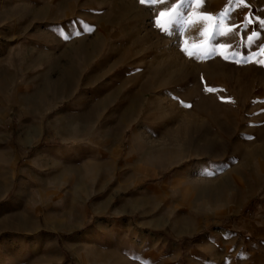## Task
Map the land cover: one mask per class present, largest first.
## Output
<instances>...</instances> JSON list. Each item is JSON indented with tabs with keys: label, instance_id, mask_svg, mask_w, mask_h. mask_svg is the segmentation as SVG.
<instances>
[{
	"label": "rangeland",
	"instance_id": "374dc122",
	"mask_svg": "<svg viewBox=\"0 0 264 264\" xmlns=\"http://www.w3.org/2000/svg\"><path fill=\"white\" fill-rule=\"evenodd\" d=\"M262 21L0 0V264H264Z\"/></svg>",
	"mask_w": 264,
	"mask_h": 264
},
{
	"label": "snow or ice",
	"instance_id": "6c2138e0",
	"mask_svg": "<svg viewBox=\"0 0 264 264\" xmlns=\"http://www.w3.org/2000/svg\"><path fill=\"white\" fill-rule=\"evenodd\" d=\"M139 2L141 3V5H156V4H161L164 2V0H139ZM185 2V0H182V3ZM194 2L196 3H200L202 2V0H194ZM240 2L242 3L243 0H240ZM161 15H163V13H161ZM179 15V9H176V11L173 13V15L169 18V26H171L173 23H177V24H183L184 20L178 19ZM261 23H264V21H262ZM165 31H167V29H165ZM67 38V37H66ZM208 91H211V89H206ZM206 174H210V173H206Z\"/></svg>",
	"mask_w": 264,
	"mask_h": 264
}]
</instances>
